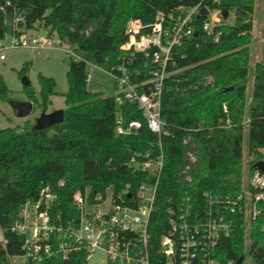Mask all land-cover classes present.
Masks as SVG:
<instances>
[{
  "label": "trees",
  "instance_id": "16d2710c",
  "mask_svg": "<svg viewBox=\"0 0 264 264\" xmlns=\"http://www.w3.org/2000/svg\"><path fill=\"white\" fill-rule=\"evenodd\" d=\"M198 4L220 10L224 21L223 11H234L235 21L218 22L216 40L203 29L209 17H194L193 34L175 46L162 94L161 117L167 134L160 138L146 124L130 134L116 133L118 113L127 121L144 122L142 111L130 102L118 105L115 95L88 90L89 65L113 73L124 63L135 82L147 80L150 66L143 55L121 49L127 22L133 18L154 23L160 14L168 19L180 8ZM255 4L256 0H0V42L39 23L72 52L64 121L41 130H32L30 124L23 129L0 128V225L8 238L5 248L0 245V264H8V255L22 253V236L10 229L20 208L28 200H38L42 189L49 187L57 194L56 212L65 219L77 217L74 195L78 191L117 194L130 184L135 192L146 179L135 162L155 158L161 150L165 161L150 223L152 264H165L159 242L168 224L167 210L179 206L183 196H191L194 206L202 210L205 192L236 199L247 191L245 138L250 154L257 157L264 148V63H256L250 99L247 95L251 72L247 45L252 40ZM18 17L22 20L15 21ZM29 68L28 62L21 74ZM39 79L43 100L39 102L30 89L29 99L47 108L56 82L44 75ZM0 98L10 99L1 75ZM189 151L196 162L187 181L182 170L189 163ZM261 207L264 211V204ZM219 208L232 224L230 234L217 246L220 264H236L254 242L258 245L250 256L254 264H264L263 216L246 223L239 208L231 212L226 203ZM84 257L81 251L67 259L52 257L45 264H85Z\"/></svg>",
  "mask_w": 264,
  "mask_h": 264
},
{
  "label": "built area",
  "instance_id": "2783aa9c",
  "mask_svg": "<svg viewBox=\"0 0 264 264\" xmlns=\"http://www.w3.org/2000/svg\"><path fill=\"white\" fill-rule=\"evenodd\" d=\"M202 7L201 4L182 7L176 16L170 15L168 19L160 14L158 20L150 24L133 18L127 22L121 49L131 54L141 53L150 71L148 79L141 83L132 79L129 67L124 63L111 73L117 88V104H136L144 117V122L139 119L127 121L118 113L116 133L130 134L146 124L160 138L167 134L161 117L162 94L169 76L167 68L174 61L175 46L193 34L192 22ZM20 20L18 17L15 21ZM216 24L217 21L208 18L203 29L218 40L219 34L214 32ZM11 37L8 40L11 46L44 48L48 44H58L53 38L24 33ZM3 43L0 42V48L4 47ZM144 87L146 90H141ZM188 160L182 173L185 180L190 181L191 164L196 162V155L191 151ZM255 160V163L264 160V148ZM164 161L161 150L155 158L135 162L136 167L146 173V179L138 184L135 192L130 184L117 194L95 192L92 195L89 190L78 191L74 195L79 211L77 217L65 219L61 212H56L57 194L50 192L49 187L42 189L38 200H28L20 208L17 220L11 226L12 232L22 236L23 251L8 255V264H45L52 257L67 259L81 251L85 253V264H88L90 256L98 250L106 254L107 264H152L150 223ZM247 179V191L236 199L214 197L205 192L207 203L202 210L194 206L191 196H183L179 206L167 210L168 224L159 242L165 264H220L216 257L218 243L232 230L231 222L220 211L221 203H226L231 212L239 208L246 223L263 216L260 230L264 234L261 207L264 204V171L254 168ZM5 236V229L0 225V245L4 248L8 244Z\"/></svg>",
  "mask_w": 264,
  "mask_h": 264
},
{
  "label": "rangeland",
  "instance_id": "374dc122",
  "mask_svg": "<svg viewBox=\"0 0 264 264\" xmlns=\"http://www.w3.org/2000/svg\"><path fill=\"white\" fill-rule=\"evenodd\" d=\"M209 19L223 23L222 12L220 10L210 11ZM235 21V13L231 11L224 23L233 24ZM253 30L251 33V42L247 45L249 48V85L247 95L250 99L252 91V80L256 63H264V0H256ZM27 36L36 35L41 37L53 38L58 44H48L44 48H34L28 46H11L8 43L12 37L9 36L4 41V47L0 48V75L9 88L10 99L4 100L0 98V128L20 127L25 128L26 125H33L37 117L44 111L51 112L57 109H65L67 107L65 101V93L69 89L67 70L70 53L66 45L59 44L57 35L50 36L49 29L37 23L33 28L26 29L23 32ZM4 56L1 58V56ZM30 63V68L25 75L21 74V70L26 63ZM89 76L87 88L93 92H103L105 95H115L117 88L113 75L106 69L89 65ZM40 75L52 77L55 80V93L50 97L51 102L47 108H43L39 103H35L29 99L28 91L34 90L36 96L41 102L43 99L40 91ZM27 77L31 81L30 86L23 85L22 78ZM209 80H212L210 77ZM32 101L34 103L33 112L27 117H18L12 108L10 101ZM226 109V108H225ZM248 111V108H247ZM248 117L243 123L246 125ZM243 151V170L245 184L247 185V172L250 163L256 159V156L249 153L248 139L245 138ZM136 213V212H135ZM249 243H246L248 248ZM88 261V264H107L106 254L102 250L96 251ZM242 264H254L249 251L246 252L245 260Z\"/></svg>",
  "mask_w": 264,
  "mask_h": 264
},
{
  "label": "water",
  "instance_id": "95a60500",
  "mask_svg": "<svg viewBox=\"0 0 264 264\" xmlns=\"http://www.w3.org/2000/svg\"><path fill=\"white\" fill-rule=\"evenodd\" d=\"M215 1L218 3L221 0H215ZM208 14H209V9L207 7H202L199 13L197 14L196 18H199L201 16H207ZM223 14H224V17L227 18L229 15V12L223 11ZM22 81H23V85L25 86L31 85V81L27 77H23ZM10 104L12 108L14 109V111L16 112V115L18 117H27L34 110V103L32 101L11 100ZM63 117H64V109H57L51 112L44 111L40 114V117L36 118L35 123L32 126V130L52 128L53 126L62 123L64 121ZM254 168L264 171V160L257 161L254 164ZM256 245H258L256 242H254L251 245L249 254L253 252ZM244 260H245V255H241L238 261L236 262V264H242Z\"/></svg>",
  "mask_w": 264,
  "mask_h": 264
}]
</instances>
